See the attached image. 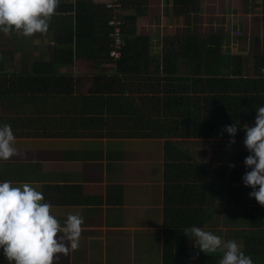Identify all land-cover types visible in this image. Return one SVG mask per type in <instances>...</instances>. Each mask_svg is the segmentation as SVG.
Returning a JSON list of instances; mask_svg holds the SVG:
<instances>
[{"label": "trees", "instance_id": "obj_1", "mask_svg": "<svg viewBox=\"0 0 264 264\" xmlns=\"http://www.w3.org/2000/svg\"><path fill=\"white\" fill-rule=\"evenodd\" d=\"M118 1L127 7L136 2ZM198 5L199 0H173L176 14L189 13ZM104 8L92 0L58 3L54 15L73 16L65 27L68 48H55L49 62L33 61L29 68L14 69V52L0 49V105L8 110L0 115V125H11L15 136L163 139L162 264H186L184 230L203 229L216 189L177 140L233 139L224 131L233 124L238 126L234 139L244 138V126L255 121L257 109L264 107V56L254 59L251 76L242 74L240 57L222 53L216 36L165 37L160 54L151 56L147 39L136 35V15L129 14L123 16L122 56L112 62L106 25L110 14ZM75 56L96 64L114 63L115 68L111 73H93L91 90L74 94V76L57 72L56 66L71 65ZM232 160L235 167L229 166V171L241 179L251 171L237 165L236 157ZM225 168L222 165L219 171ZM175 191L186 196L184 201L176 198L177 205L171 200ZM239 192L244 199L245 191ZM239 217L243 228L235 236L243 240L242 251L254 264H264L263 206L240 209ZM198 258L200 264H219L221 259L202 254Z\"/></svg>", "mask_w": 264, "mask_h": 264}, {"label": "crops", "instance_id": "obj_2", "mask_svg": "<svg viewBox=\"0 0 264 264\" xmlns=\"http://www.w3.org/2000/svg\"><path fill=\"white\" fill-rule=\"evenodd\" d=\"M92 1L104 5L107 0ZM71 2L59 0L64 5ZM124 11L125 15H136V35L147 39L151 56L160 54L165 37L185 36L218 37L226 57L241 58L245 75L251 76L254 59L264 56V0H199L198 7L186 14L174 12L173 0H136L133 6L124 5ZM72 16L56 13L43 34L28 37L15 30L0 33L8 36L6 49L15 54L12 67L29 68L33 61L49 62L55 48H68L64 41L65 27L71 24ZM80 64H91L94 73L113 70L110 63L96 64L75 56L71 65L58 64L56 71L74 76ZM254 124L255 121L248 127ZM15 137L17 155L0 160V182L31 183L42 192L43 202L52 205V214L61 223L68 214H79L84 220L79 248L67 255L58 254L54 264L163 263L166 187L163 139ZM203 150L199 148L198 163L216 189L203 230L220 236L224 242L235 240L243 249V240L235 236L243 228L239 227L240 222H244L240 221L239 210L261 205L254 197L250 198L253 189L245 186L240 176L229 171V166L219 171L222 165L206 161ZM233 157L237 158V165L245 166V156L235 152ZM213 159L222 161L223 153H214ZM232 159L230 164L234 163ZM240 188L245 191L244 199L239 194ZM176 198L184 201L186 196L175 191L171 200L177 201ZM201 254L222 258L219 251L203 253L188 237L186 264H200ZM0 264H9L3 249Z\"/></svg>", "mask_w": 264, "mask_h": 264}, {"label": "clouds", "instance_id": "obj_3", "mask_svg": "<svg viewBox=\"0 0 264 264\" xmlns=\"http://www.w3.org/2000/svg\"><path fill=\"white\" fill-rule=\"evenodd\" d=\"M59 0H0V32L13 30L24 36L46 33ZM237 125L225 126L235 144ZM244 145L249 151L244 163L251 171L242 177L251 187L250 198L264 206V107L257 109L255 124L244 126ZM16 137L11 125H0V160L17 155ZM230 167H235L230 164ZM258 186V190L257 189ZM31 183L13 185L0 182V249L9 264H54L58 254L67 255L80 245L83 217L68 214L61 221L52 214V205ZM184 233L205 254L222 253L219 264H254L235 240L224 242L220 236L200 227L186 228Z\"/></svg>", "mask_w": 264, "mask_h": 264}, {"label": "rangeland", "instance_id": "obj_4", "mask_svg": "<svg viewBox=\"0 0 264 264\" xmlns=\"http://www.w3.org/2000/svg\"><path fill=\"white\" fill-rule=\"evenodd\" d=\"M6 48H8V36L6 34H2L0 35V49L5 50ZM89 65L91 64H80L77 68H75L79 72L74 75V94L77 93L78 95H84L91 90L93 84L92 75L94 70L92 66L90 67ZM7 112L8 110L0 105V115H5ZM230 140L231 139H179L177 142L181 148L190 151V154L197 161V163L200 162L199 160H201L199 156V148L200 150L203 148L205 149L203 150V153L205 152L204 154L206 161L209 160V162L217 164L219 163L225 167H228L230 165L229 159H232V156L235 152L241 153V155L245 157L250 154L243 143L244 139L235 140V144L229 145ZM214 153H223V160L215 162V159H213Z\"/></svg>", "mask_w": 264, "mask_h": 264}, {"label": "built area", "instance_id": "obj_5", "mask_svg": "<svg viewBox=\"0 0 264 264\" xmlns=\"http://www.w3.org/2000/svg\"><path fill=\"white\" fill-rule=\"evenodd\" d=\"M104 7V9L110 14V17L106 22V25L109 28V32L107 34L108 56L109 59L114 62L122 56L124 49L122 33L125 26L123 20L125 11L123 4L118 0H107L104 3ZM111 65H113L114 69V63Z\"/></svg>", "mask_w": 264, "mask_h": 264}]
</instances>
